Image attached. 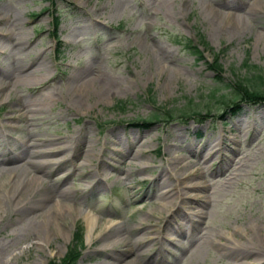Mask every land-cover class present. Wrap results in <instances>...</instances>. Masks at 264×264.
Listing matches in <instances>:
<instances>
[{
  "label": "rangeland",
  "instance_id": "1",
  "mask_svg": "<svg viewBox=\"0 0 264 264\" xmlns=\"http://www.w3.org/2000/svg\"><path fill=\"white\" fill-rule=\"evenodd\" d=\"M198 33L221 79L208 52L203 60L186 49ZM0 71V158L58 151L42 158L57 183L43 175L24 187L25 168L0 178V264L60 262L78 228L75 264H264V242L251 252L264 237V101L241 102L232 118L222 102L235 79L264 89V0H0ZM100 73L110 90L88 82ZM188 105L201 121L179 117ZM154 113L147 127L131 124ZM205 142L218 153L203 162ZM57 188L67 195L52 196ZM87 212L98 218L90 242ZM144 233L158 240L132 261ZM242 248L251 256L239 258Z\"/></svg>",
  "mask_w": 264,
  "mask_h": 264
},
{
  "label": "bare ground",
  "instance_id": "2",
  "mask_svg": "<svg viewBox=\"0 0 264 264\" xmlns=\"http://www.w3.org/2000/svg\"><path fill=\"white\" fill-rule=\"evenodd\" d=\"M77 37V36H76ZM74 38L72 41H75L77 38ZM0 74L2 76H8V73H3L2 71H0ZM92 79L94 81H98L99 83H101L103 85V88L105 90H110L113 86V82L111 79L107 78L106 76H104L102 73L100 74H95L90 81H92ZM88 82H83V83H79V87L76 89L77 93H79L80 91H82L85 88V83ZM39 111V108L36 107L32 113H37ZM241 113H243V111H241ZM258 117H264V110H262L261 112L258 113ZM238 123H241L243 121L238 120ZM133 146V145H131ZM203 147H205V152L204 154H202L201 159L203 160V162H206L207 160H209V158H213V156L218 153V150L214 149L210 144H208L207 142H205L203 145H200V148L198 150H201ZM221 150V149H219ZM56 150L52 151V150H48L47 152L45 151V149H32L30 147H25L20 151V154L14 157H10V158H0V172H2V174H0V178H2V176L4 174H6L7 172H10V174H18V176L20 175H25L24 171L22 170L23 168L26 169V176L28 175L29 178L28 181L24 184V187L27 186V183L29 182L30 184H34L38 179L41 178V176L46 175V176H50V178H52V181L57 183V179L55 178L56 173L54 172V170L48 171V169L45 170V168H47L48 166L50 167L52 165L51 161L49 159H45L43 160L42 158L44 156H48V155H53L56 154ZM22 171V172H19ZM179 178V177H178ZM162 184H166L167 185V181H164ZM199 185L198 184H194L193 188L199 189ZM172 188V187H171ZM171 188L165 190L160 197L162 198V200L164 201V205L166 206L169 203H174V198H173V193ZM52 192V191H51ZM59 194L60 197L61 196H66L67 192L64 191L63 189H58L55 190L52 193V196ZM59 197V198H60ZM197 197V196H196ZM171 198V199H170ZM188 198H191L190 196H188ZM48 200H50V198H45L42 201V204L46 203ZM40 207H34V208H26L23 210L24 215L30 214L31 212H35L37 210H40L41 212V208ZM61 209H64L61 208ZM68 209H65L64 211H67ZM39 212V213H40ZM199 214V212L197 213ZM85 220H86V227H87V238L89 239V242L92 238V232L95 228V225L97 224V216H95L93 213L87 212L85 213ZM29 226L33 227L36 230V233H42L44 226L42 227V225L34 222V221H30L29 222ZM114 226L116 228V224L113 225V223H111L110 225L106 226L105 230H110V228ZM122 239H124V236L122 237ZM155 241V239H151L146 237L145 233L143 234V239L140 236H136L135 239L133 240L132 243H134L135 245L138 244V249L136 250V253L134 255V258L131 259L132 261H136L139 257H141L144 254V249L148 246V243H151L152 241ZM255 242L258 244L255 245V247L253 248L254 252L253 255L256 257L257 254H260L261 251V244L262 242H264V237L262 235L259 236H255ZM146 250V249H145ZM251 252H249L247 249L242 248L239 251V258H245L248 256H251ZM159 254V252H158ZM112 258V257H111ZM113 260L110 262V264H126L130 261L127 260H122L119 257H113ZM126 261V262H125ZM107 264V262L105 263Z\"/></svg>",
  "mask_w": 264,
  "mask_h": 264
},
{
  "label": "trees",
  "instance_id": "3",
  "mask_svg": "<svg viewBox=\"0 0 264 264\" xmlns=\"http://www.w3.org/2000/svg\"><path fill=\"white\" fill-rule=\"evenodd\" d=\"M199 41L201 45L211 51V49L208 47V45L205 43L202 37L199 38ZM191 49H193V53H196L198 57H203V51H201L198 47L189 45ZM209 67L216 70L217 72L222 71V66L218 62V57L213 54V62L209 64ZM260 80L263 78L259 76ZM227 87L230 88V98L228 99V103L225 104L226 108H230L231 106L237 105L240 101H251V102H259L261 100H264V89H260L258 87V84L256 82L253 83V87H248L245 85L243 80L236 79L234 81L229 82L226 84ZM225 101V100H223ZM237 108V107H235ZM187 113L186 111H183ZM82 245V236L79 235L77 237V244L75 247L71 248L68 255L66 256L65 260L61 264H73L77 257H78V247ZM50 264H55L54 262H51Z\"/></svg>",
  "mask_w": 264,
  "mask_h": 264
}]
</instances>
